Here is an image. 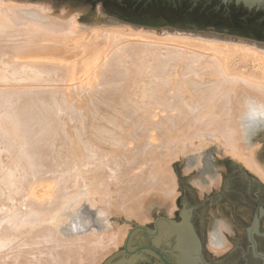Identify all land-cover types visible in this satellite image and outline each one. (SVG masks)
Listing matches in <instances>:
<instances>
[{
  "label": "bare ground",
  "instance_id": "6f19581e",
  "mask_svg": "<svg viewBox=\"0 0 264 264\" xmlns=\"http://www.w3.org/2000/svg\"><path fill=\"white\" fill-rule=\"evenodd\" d=\"M82 28L77 13L0 0V264H99L127 232L109 216L143 222L172 203V161L209 145L264 183V130L235 132L241 100L264 99L263 49ZM98 36L76 76L72 45ZM82 202L106 229L65 237Z\"/></svg>",
  "mask_w": 264,
  "mask_h": 264
},
{
  "label": "water",
  "instance_id": "95a60500",
  "mask_svg": "<svg viewBox=\"0 0 264 264\" xmlns=\"http://www.w3.org/2000/svg\"><path fill=\"white\" fill-rule=\"evenodd\" d=\"M165 1L169 3L176 0ZM199 1L190 0V3L194 6ZM205 2L213 9L241 5L253 13L261 11L260 17L264 18V0H205ZM149 25L162 26L156 23ZM182 157L183 155L181 161L173 163L179 188L183 192L179 197L182 204L179 212L181 220L157 216L153 219V228L127 221L132 226L127 230L121 248L99 264H155L148 255L159 264H172V261L174 264H210L206 259L212 264H243L244 261L248 264H259V261L250 257L247 241L251 244L253 255L260 257L264 263V253L257 251L252 236L253 232H257L256 224L247 229L248 240L242 233V226L247 223L234 225L229 222L228 227L225 224L226 220L232 221L231 215L236 214L238 217L241 214L240 202L249 199L248 190L258 193L260 202H264V189L261 183L247 173L241 163L229 159L217 160L214 147L185 157L184 164L179 167ZM200 201L205 202L199 205ZM193 210L198 233H195L191 224ZM212 229L215 230L211 232ZM234 232L238 234L234 235ZM164 246L166 248L170 246V249L167 250ZM229 249L231 250L224 255H218ZM167 254L170 258L166 256Z\"/></svg>",
  "mask_w": 264,
  "mask_h": 264
},
{
  "label": "rangeland",
  "instance_id": "374dc122",
  "mask_svg": "<svg viewBox=\"0 0 264 264\" xmlns=\"http://www.w3.org/2000/svg\"><path fill=\"white\" fill-rule=\"evenodd\" d=\"M16 1L30 2V3L39 2V3L45 4V5L49 6L51 8L52 13L56 14V15L59 14L60 10H64L65 12L77 13L78 22L83 27L82 29H83V32L85 31L84 33H88L89 30L91 28H94V27L102 29V27L105 28L108 26H123V27L126 26V27H132L133 29L143 28V29L152 30L156 34H159V35L166 34V33H173V34L180 33L183 35H188L190 37L193 36V37H197V38H201V39H211L214 41L237 42V43L239 42V43H243V44L250 45V46H253L255 48H259V49L264 50V43L263 42L252 41V40H249L247 38L238 37V38H230L228 40L226 38H225L226 40L225 39L204 38V37L194 36L192 34H186V32H183L181 30H177L176 28H167L165 26H157V25H149V24L146 25V24H139V23H132V22H128V21H123L121 19H118V18H115V17H112V16L106 14L103 11L100 4L93 5L92 3H90V0H88V1H86V0H16ZM97 38L98 39L86 38V39H88V42L85 39L84 41L79 42L78 45L77 44L72 45L73 50H71V53L76 54L77 52L81 51V53H80L81 55L79 54L76 57L73 56L72 58H67L69 60H73L74 65H75V70L77 72L76 76H79L81 74V71L83 68V63L87 57H89L96 50H103L104 51V48H105L104 47L105 46L104 38L102 36L101 37L98 36ZM81 46L82 47L84 46L83 47L84 50H82ZM68 54H70V53H68ZM105 77H106V75L102 73V75L100 74V76L98 77L99 79L97 78L94 82L100 83V84H98L100 86L104 85L105 84V81H104ZM101 78H103V80ZM110 80H112V79H110ZM74 81L76 82L77 78ZM257 138H258V141L260 143L259 144L260 154L264 158V133H260L257 136ZM211 147H214V155H215L217 160L228 161L227 158H221L218 155V151L214 145H209V146H206L205 148H202L201 150L195 151L193 153H188L185 156H183L182 162L179 164V167H181L184 164L185 157H187L189 155L199 154L202 151H206ZM179 161H181V157L172 161V169H173L175 177H176V196L174 197V200L172 203L167 202L166 205L161 206V207H157L154 205L149 210V219L145 220L143 222H140L139 220H137L136 218L134 219L133 217L128 218L125 216H117V215H112V216L110 215L109 216V222L114 224V225L126 224L127 225L126 230H128L132 226V224L127 222V221H130V222L132 221V222H135L137 224H144V225L148 226L149 228H152L153 219L157 216H165V217L170 218L172 220L180 221L181 216L179 215L180 219L176 220L177 215H176V212L174 210L176 208L175 207L176 202H179V197L183 194V192L179 188L178 178H177L175 169L173 167V163L179 162ZM172 205H175V206L173 208H170V206L172 207ZM169 212H171V213H169ZM68 215H70V216H68L69 219L67 220V222L65 224H63V226L61 228V231L65 237H75L77 235H85L88 232H90L92 229L97 230L98 232H104L106 229L104 220H101V217L98 216L97 208L90 207L85 202H82L80 205H78L76 210L74 212H71ZM121 246H122V242L120 244L118 243V245L114 249H111L112 251H110L107 255H105L104 259L107 256H109L111 253L115 252L117 249H120Z\"/></svg>",
  "mask_w": 264,
  "mask_h": 264
},
{
  "label": "trees",
  "instance_id": "16d2710c",
  "mask_svg": "<svg viewBox=\"0 0 264 264\" xmlns=\"http://www.w3.org/2000/svg\"><path fill=\"white\" fill-rule=\"evenodd\" d=\"M90 3L100 4L106 14L123 21L161 24L204 38L228 40L245 37L264 42L261 11L253 13L241 5L213 9L205 0H200L194 6L190 0L169 3L165 0H91Z\"/></svg>",
  "mask_w": 264,
  "mask_h": 264
},
{
  "label": "flooded vegetation",
  "instance_id": "af4514ba",
  "mask_svg": "<svg viewBox=\"0 0 264 264\" xmlns=\"http://www.w3.org/2000/svg\"><path fill=\"white\" fill-rule=\"evenodd\" d=\"M238 164H239V163H238ZM244 170H245L247 173H249L250 175L254 176L255 179H257V177H256L255 175H253L251 172H249V171L246 170L245 168H244ZM257 180H258V179H257ZM258 181L261 183V185H262V187H263V189H264V183H262L260 180H258ZM248 197H249V199H246V200L240 202L241 205L239 206V208H241V209H240V210H241V214H239L238 217L235 216L236 214L231 215V218H230V219H231L232 221L226 220V221H225V224H226V226L228 227V226H229V225H228L229 222L233 223L234 225H235V224L238 225V223H239V224L247 223L246 225L242 226V233L245 235V237L247 238V240H248V232H247V229H248L252 224H256L257 232H253V233H252V236H253V238L255 239V242H256V249H257V251H259V252H261V253H264V202H260V200H259V194H258V193L250 192L249 190H248ZM204 202H205V201H200V202H199V205L204 204ZM175 207H176V208H175L174 211L176 212V215H177V219H176V220H179V219H180L179 212H180V208L182 207V204H181L180 202H176V206H175ZM196 207L198 208V206H196ZM197 208H196V209H197ZM194 209H195V207H194ZM194 213H195V211L193 210V217H192V219H191V224H192V227H193V230L195 231V233H198V232H197V229H196ZM246 221H247V222H246ZM152 228H153V225H152ZM215 228H216V227H215ZM214 230H215V229H214ZM214 230L212 229L211 232H213ZM231 230H233V228H232ZM143 234H144V233H143ZM233 234L236 235V234H238V233H237V232H234ZM144 235H145V234H144ZM145 236H146V235H145ZM197 238H198V237H197ZM161 240H162V239H160V241H161ZM198 240H199V238H198ZM199 242H200V240H199ZM247 242H248L249 255H250V257H251L253 260H257V261H259V264H264V263H263V260H262L260 257H258V256H254V255H253V253H252V249H251V244H250L249 241H247ZM136 244H144V243H136ZM136 244H133V245H136ZM147 245H151V244H147ZM160 247H161V246H160ZM160 247H158V248H160ZM200 247H201V245H200ZM164 248L167 249V250H169V249H170V246H169V248H166V247L164 246ZM231 249H232V247H231ZM231 249L225 251V252L222 253V254L214 253V255H217V254H218V255L222 256V255H224L225 253H227L228 251H230ZM200 250H201V252H202V247L200 248ZM211 253H213V251H211ZM202 255L204 256V254H202ZM166 256H167L168 258H170L168 254H167ZM148 257H149L150 259H152V260L155 262V264H159V263L157 262V260H155L153 257H151V256H149V255H148ZM171 261H172V260H171ZM206 261H207L208 263L212 264V263L209 262L207 259H206ZM147 263H148V262H147ZM172 264H174L173 261H172ZM243 264H248V263H246V262L244 261Z\"/></svg>",
  "mask_w": 264,
  "mask_h": 264
},
{
  "label": "clouds",
  "instance_id": "9594fccd",
  "mask_svg": "<svg viewBox=\"0 0 264 264\" xmlns=\"http://www.w3.org/2000/svg\"><path fill=\"white\" fill-rule=\"evenodd\" d=\"M260 130H264V99L245 97L236 115L235 132L246 137Z\"/></svg>",
  "mask_w": 264,
  "mask_h": 264
}]
</instances>
